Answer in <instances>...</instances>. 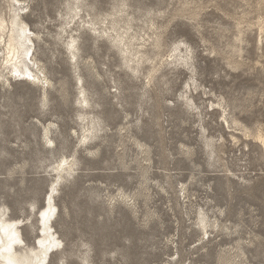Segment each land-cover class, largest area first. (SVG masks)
Here are the masks:
<instances>
[{"label": "rangeland", "instance_id": "374dc122", "mask_svg": "<svg viewBox=\"0 0 264 264\" xmlns=\"http://www.w3.org/2000/svg\"><path fill=\"white\" fill-rule=\"evenodd\" d=\"M22 1L52 82L45 96L25 80L0 83V206L26 220L24 241L39 235L36 213L53 168L74 157L77 171L56 196L65 248L50 264H264V0H80L84 20H110L125 3L115 17L123 27L130 22L146 39L160 33V49L147 47L157 60L139 75L106 37L79 25L62 31L75 0ZM71 34L76 61L66 47ZM180 43L192 51L191 67L167 66ZM157 61L165 65L150 87L145 76ZM79 77L101 120L89 145L95 155L79 143ZM193 80L198 90L187 88ZM49 123L53 147L42 138ZM131 138L147 145L148 161ZM120 192L136 200L124 202ZM200 212L218 225L205 236Z\"/></svg>", "mask_w": 264, "mask_h": 264}, {"label": "bare ground", "instance_id": "6f19581e", "mask_svg": "<svg viewBox=\"0 0 264 264\" xmlns=\"http://www.w3.org/2000/svg\"><path fill=\"white\" fill-rule=\"evenodd\" d=\"M6 4V7H3L4 9L0 6V83L5 87L6 85L10 86V79H15V81L19 79L20 82L25 80L32 85L36 86L37 84L41 86L43 95L45 96L47 94V89L51 87L52 82L47 79L43 70L44 66H41L40 62L36 58L35 36L29 28V25L26 21H24V14L27 7L24 6L22 0H6ZM126 6L127 5L123 3L118 11L109 15V17L111 16L110 20H99L94 18V20L91 19L90 21H87L84 20L85 17L83 19L81 15L83 6L80 5V0H75L73 6L69 8V13L64 19L65 21L63 26L65 29L72 27V25H79L80 27L83 26L85 28L87 27L92 33L98 34L100 37H106L109 42L116 47V49H119L125 64H127L135 75H139L142 65L147 62L154 64L157 60L155 57L153 58L154 60L149 57L147 47L151 46V48H159L161 45V35L156 32L155 38L150 37L149 39H146L147 37L144 38L142 37L143 35L132 32L133 27L130 22L126 23L123 27L121 21L116 18L121 16H119V14L126 12V8L124 9ZM6 8L9 10L8 12H10L9 20H7L4 15ZM123 16L124 15L121 17ZM155 28L157 27L155 26ZM62 31L67 32V29H62ZM72 31L77 32L78 30L73 28L71 29V32ZM237 41L242 43L240 40ZM66 47L67 50L70 51L71 59L76 61L78 56L77 53L79 51L78 37L71 34ZM172 51L174 54L171 55V60H167L165 62L168 64L167 66L179 65L183 67H191L190 61L192 59V51L186 43L178 44ZM157 58H159V56H157ZM160 62L157 61L158 65L156 64V66H153L152 70L148 71L145 76L148 80L147 85L150 87L156 80L154 77L160 72ZM162 65L165 64L162 63ZM64 86H62V90H65L63 89ZM78 86H81L79 94L81 97L78 99L77 103L79 104L81 110H85L84 113L79 115V119L82 123V136L79 137V143L81 146H86V150L89 154L95 155L96 152L90 150L89 145L90 141H93L92 139L96 137L97 132L101 130V120H99L98 117H93L92 115L94 113L92 114V112L89 111V95L85 92L80 77L78 78ZM192 86H194V90H198V86L195 85L194 80L193 84H188L187 88L191 90ZM186 94H188V92ZM61 95L66 100V95ZM182 98L186 101L189 107L193 106L192 98L190 96L185 95L182 96ZM211 107L213 108V111L222 109V116H225L227 113L226 108H224L221 104H212ZM224 121L228 128L231 129V123L226 117L224 118ZM232 123H235L236 125L239 124L234 120ZM52 127L53 123L44 125L42 137L45 144L51 147L54 145V141L51 139ZM123 130H126V128L121 129V131ZM131 139L140 149L142 154L144 153L147 156L145 160L148 161L150 153L147 150V145L142 144L138 139ZM258 140L262 143V145L264 144V137L258 136ZM207 146L212 147L213 144L208 141ZM76 167L77 161L74 157H63L62 160L53 168V171L56 172V178L52 183L51 190L44 200L45 206L40 209L39 212H35L38 216L39 235L33 245H29L24 241L23 234L21 232V229L27 223L26 220L22 221L21 219L16 220L7 217L8 208L0 206V264H50L52 256L64 250L65 246L62 237L58 234V231L55 230L56 222L60 217V210L57 206L56 196L59 192L60 184L64 181H68L69 178L74 176L77 171ZM181 192L183 193V198L189 199L186 185H183ZM119 198L124 202H127L129 199L136 200L135 195H127L124 192H120ZM114 203L109 206L111 213L114 210ZM132 208L134 209V207ZM207 217L208 216H206L204 212H200V218L196 223L197 227L200 228L204 236L210 233L211 228H218L217 221L212 223ZM85 263H88V261L85 260Z\"/></svg>", "mask_w": 264, "mask_h": 264}]
</instances>
